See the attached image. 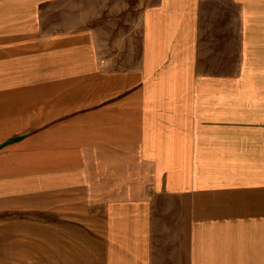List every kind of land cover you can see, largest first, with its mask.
Here are the masks:
<instances>
[{
    "label": "rangeland",
    "instance_id": "obj_1",
    "mask_svg": "<svg viewBox=\"0 0 264 264\" xmlns=\"http://www.w3.org/2000/svg\"><path fill=\"white\" fill-rule=\"evenodd\" d=\"M164 5L0 0V264H54L57 186L134 178L166 57L170 82L264 85V0H192L195 34L156 53L151 9ZM32 188L47 192L2 202Z\"/></svg>",
    "mask_w": 264,
    "mask_h": 264
},
{
    "label": "crops",
    "instance_id": "obj_2",
    "mask_svg": "<svg viewBox=\"0 0 264 264\" xmlns=\"http://www.w3.org/2000/svg\"><path fill=\"white\" fill-rule=\"evenodd\" d=\"M165 2L151 9L156 53L197 28L192 0ZM169 61L153 84L165 95L145 102L153 123L135 133L134 178L55 188L54 264H170L172 253L181 264H264V85L170 82ZM24 192L47 190L2 202H30Z\"/></svg>",
    "mask_w": 264,
    "mask_h": 264
}]
</instances>
